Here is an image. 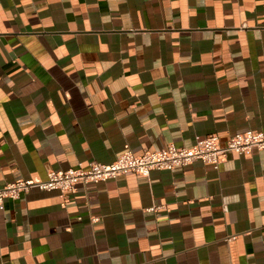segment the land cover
Masks as SVG:
<instances>
[{"label": "crops", "instance_id": "0c3cea01", "mask_svg": "<svg viewBox=\"0 0 264 264\" xmlns=\"http://www.w3.org/2000/svg\"><path fill=\"white\" fill-rule=\"evenodd\" d=\"M247 129L264 0H0V188ZM0 264H264V148L6 198Z\"/></svg>", "mask_w": 264, "mask_h": 264}, {"label": "built area", "instance_id": "2783aa9c", "mask_svg": "<svg viewBox=\"0 0 264 264\" xmlns=\"http://www.w3.org/2000/svg\"><path fill=\"white\" fill-rule=\"evenodd\" d=\"M253 148H264V129L236 132L226 141H223L219 134L212 133L197 137L190 146L171 143L161 149H145L139 153L126 150L109 163L93 160L87 166L52 169L42 181L18 179L6 182L0 188V205L6 198L18 199L32 188L43 191L57 190L62 196H67L76 192L79 184L86 186L92 182H100L129 172L148 176L152 170H172L177 166H188L196 160H202L219 168L228 152L243 153Z\"/></svg>", "mask_w": 264, "mask_h": 264}]
</instances>
